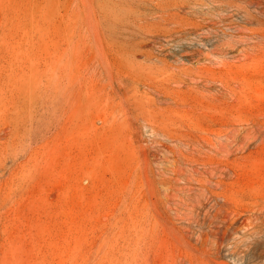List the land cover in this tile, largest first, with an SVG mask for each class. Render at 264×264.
<instances>
[{"label": "rangeland", "instance_id": "rangeland-1", "mask_svg": "<svg viewBox=\"0 0 264 264\" xmlns=\"http://www.w3.org/2000/svg\"><path fill=\"white\" fill-rule=\"evenodd\" d=\"M0 49V264H264V0H0Z\"/></svg>", "mask_w": 264, "mask_h": 264}, {"label": "bare ground", "instance_id": "bare-ground-1", "mask_svg": "<svg viewBox=\"0 0 264 264\" xmlns=\"http://www.w3.org/2000/svg\"><path fill=\"white\" fill-rule=\"evenodd\" d=\"M258 4V3H257ZM32 13V12H31ZM31 16H32V14H31ZM4 39V38H3ZM7 39V38H6ZM1 43H2V41H1ZM6 43V42H5ZM6 44H8V43H6ZM5 45V44H4ZM3 47V46H2ZM7 49V48H6ZM0 52H1V49H0ZM3 53V52H2ZM2 56V54L0 55V57ZM17 59V58H16ZM2 64V63H1ZM6 65V64H5ZM8 71V70H7ZM9 77L8 76H4V75H2V74H0V84H1V82H6L5 80L6 79H8ZM17 78V77H16ZM10 80H11V78H10ZM6 84V83H5ZM1 86V85H0ZM3 87V86H2ZM4 88V87H3ZM0 89H2V88H0ZM8 92V91H7ZM5 95V94H4ZM16 96H17V94H16ZM12 98V97H11ZM17 123V122H16ZM16 128V127H15ZM18 128V127H17ZM8 133V132H7ZM17 136V135H16ZM15 136V137H16ZM19 137V136H18ZM6 177V176H5Z\"/></svg>", "mask_w": 264, "mask_h": 264}]
</instances>
